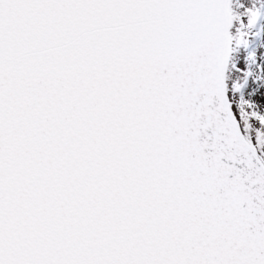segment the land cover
I'll list each match as a JSON object with an SVG mask.
<instances>
[{
	"label": "snow or ice",
	"instance_id": "6c2138e0",
	"mask_svg": "<svg viewBox=\"0 0 264 264\" xmlns=\"http://www.w3.org/2000/svg\"><path fill=\"white\" fill-rule=\"evenodd\" d=\"M0 264H264V0H0Z\"/></svg>",
	"mask_w": 264,
	"mask_h": 264
}]
</instances>
